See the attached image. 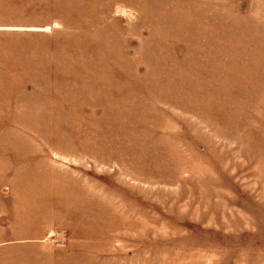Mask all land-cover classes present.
I'll return each instance as SVG.
<instances>
[{
  "label": "rangeland",
  "instance_id": "1",
  "mask_svg": "<svg viewBox=\"0 0 264 264\" xmlns=\"http://www.w3.org/2000/svg\"><path fill=\"white\" fill-rule=\"evenodd\" d=\"M0 264H264V0H0Z\"/></svg>",
  "mask_w": 264,
  "mask_h": 264
},
{
  "label": "bare ground",
  "instance_id": "2",
  "mask_svg": "<svg viewBox=\"0 0 264 264\" xmlns=\"http://www.w3.org/2000/svg\"><path fill=\"white\" fill-rule=\"evenodd\" d=\"M47 27V26H46ZM47 28H49V27H47ZM47 28H45V29H47ZM38 29V28H37Z\"/></svg>",
  "mask_w": 264,
  "mask_h": 264
}]
</instances>
